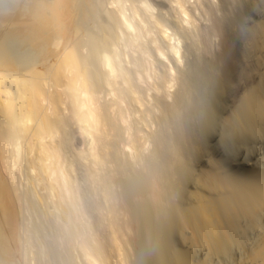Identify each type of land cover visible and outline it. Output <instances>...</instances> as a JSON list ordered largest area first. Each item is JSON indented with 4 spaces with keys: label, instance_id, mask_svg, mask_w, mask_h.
Returning <instances> with one entry per match:
<instances>
[{
    "label": "clouds",
    "instance_id": "1",
    "mask_svg": "<svg viewBox=\"0 0 264 264\" xmlns=\"http://www.w3.org/2000/svg\"><path fill=\"white\" fill-rule=\"evenodd\" d=\"M164 2L9 0L0 10V117L22 127L5 142L3 171L46 213L38 229L33 202L9 198L0 264H196L192 247L211 255L225 222L249 214L216 196L219 161L200 146L219 138L233 151L252 134L256 115L241 111L259 84L242 81L230 101L221 70L225 48L247 58L264 43V0ZM193 200L218 222L210 237L188 226ZM233 248L238 264H264V245L249 253L230 240L229 261Z\"/></svg>",
    "mask_w": 264,
    "mask_h": 264
},
{
    "label": "bare ground",
    "instance_id": "2",
    "mask_svg": "<svg viewBox=\"0 0 264 264\" xmlns=\"http://www.w3.org/2000/svg\"><path fill=\"white\" fill-rule=\"evenodd\" d=\"M148 2L152 3L153 6L160 9L167 7L164 0H148ZM8 3L9 0H0V10L7 6ZM257 49L260 51L261 49H264V43L259 44L255 48V50ZM254 53L257 55V51H255ZM261 54H258L257 57L262 58V56L260 57ZM14 55L25 57L27 53L19 50L14 51ZM262 55L264 56V54ZM253 56L254 55H252V57ZM254 58L256 59V56ZM263 60L260 59V66L262 65V67L264 66ZM248 62V57L246 58V54L242 49L225 48L223 52V67L221 70L223 78L220 90L221 88H226L225 90H229L231 86L227 88L229 86V83H227V81L230 82L231 80L232 83H234L235 81L237 88L239 85L241 87L242 81L244 82V84L250 82H258L259 88L253 92L252 96L249 99V102L241 111V120L246 118L250 113H255L256 115V122L252 126V134L244 139L242 147H239L233 151H227L226 147L221 143L219 138H217L213 142L209 137V139L200 146V151L205 157H210L214 161H219V164L215 169L216 175L212 178L211 181L216 186V196L224 200L225 203L229 205H236L238 207L246 206L249 214L242 215L240 217L238 221V227H229L228 223L225 222V232H220L219 238L216 241V247L211 255H209L208 250L203 248L202 246L192 247L191 252L195 257L196 264H238L241 253L235 248L231 250V261H229V259L226 258L223 254V251L229 247L230 240L235 241L236 239H239L244 244L245 250L249 253H251L253 249H259L262 245H264V238H262L264 237V233H262L260 227L257 226H264V211L260 209V197L261 194L264 193V166L259 167L256 165V167H254L253 164L255 163L251 164L249 163L250 160L247 162L245 158L242 160L243 162H237V157L240 158V154L241 156L243 154L239 151L243 148V146H245V149H243L242 151L247 149V145H250L254 142L258 144L259 140L264 138V126L261 125L259 119L261 113H264V103H261L260 99L261 92L264 91V67L263 71H260L258 70L260 69V67H253L251 66L252 63ZM249 66L253 68H250ZM256 68L257 70H255ZM252 74H256V76ZM228 76L230 78H228ZM253 77H256L255 81L252 80ZM229 79L231 80L229 81ZM236 80L239 81L236 82ZM224 92L225 91H223V93ZM223 93L222 96L226 94ZM233 97H235V95ZM232 100H234V98H232ZM188 103L190 105L194 104L195 98L190 96ZM228 105L227 107H225L226 111H230L234 106L232 103L230 104L231 106L228 107ZM183 118V113H177L178 122L182 121ZM21 131V126L9 127L5 120L0 117V218L3 217L4 210L8 205L10 197L14 199L17 204H19L22 197H25L33 202L31 214L33 216L36 227L38 229H43L46 224V213L44 208L39 203L36 190L31 189L29 192L23 191L18 187L17 184H14L12 178L3 171V160L5 158L6 148L5 142L18 136ZM247 147L250 148V146ZM251 150L253 153V149ZM162 183L163 178H161L160 183L151 193L154 200L158 201L159 199V194L162 191ZM195 204V200L191 201V203L186 206L184 211L189 216L188 226L192 229V231L196 232L197 240H200L203 236L210 237L212 229L218 228V222L211 214V212L207 209V207H205L201 212L192 211V209L195 207ZM132 211L139 212L140 208L133 205L122 210L125 218H127L128 214ZM191 234L192 233L188 231L184 233V236L189 238V243L191 242ZM146 242L151 243L152 237L149 236ZM255 264H260V260L256 259Z\"/></svg>",
    "mask_w": 264,
    "mask_h": 264
},
{
    "label": "rangeland",
    "instance_id": "3",
    "mask_svg": "<svg viewBox=\"0 0 264 264\" xmlns=\"http://www.w3.org/2000/svg\"><path fill=\"white\" fill-rule=\"evenodd\" d=\"M255 51H257V55L254 53ZM255 51H253V53H251L249 56H248V63H252V65L251 64H249V65H251V66H257V67H260V69H258V70H260V71H263V67H262V65L260 66V59L261 60H263L264 59V56L262 55V54H264V49H261V51L260 50H255ZM259 52V53H258ZM262 53V54H261ZM258 54H261L260 55V57L262 56V58H259V57H257L258 56ZM252 55H254L253 57H252ZM256 56V59L254 58ZM256 60V61H255ZM259 60V61H258ZM264 61V60H263ZM256 62V63H255ZM258 62H259V66H258ZM251 66H249L250 68H253V67H251ZM255 70H257V68L255 69ZM254 73V72H253ZM252 75H255L256 76V74H252ZM228 78H230L229 76H228ZM252 79V78H251ZM255 79H256V77H253V81H255ZM231 79H229V81H230ZM235 80V79H234ZM239 80H236V82H238ZM227 83H229V86H228V84H227V88H229L230 86H231V90L229 89V90H225L226 88H221V90H220V96H222V93H223V91H225L224 93H226V94H224L222 97H227L230 101H235V99H237V97L236 96H238V94H239V90H240V85H239V83H238V88H237V85H236V83H235V81H234V83H232V80L230 81V82H228L227 81ZM232 83V84H231ZM236 85V86H235ZM224 89V90H223ZM238 90V91H237ZM221 91H222V93H221ZM229 93V94H228ZM235 95V97H233V96ZM232 98H234V100H232ZM229 104V105H228ZM231 103H224V104H222L221 105V107H222V109L224 110V111H226L225 110V107H227V105H228V107L229 106H231L230 105ZM227 109V108H226ZM262 138H263V136H262ZM262 140H264V138L263 139H261V140H259V142H258V144H256V142H254V143H252V144H250V145H247V146H250V148L249 147H247L246 146V150H244V151H242L243 149H245V146H243V148L241 149V150H239L241 153H243L242 154V156H241V154H240V158H238L237 157V162L239 163V162H243L242 160L245 158V160L248 162L249 160V163H251V164H253V163H255V164H253V166L254 167H256V165L257 166H259V167H263L264 166V144H263V142L264 141H262ZM263 144V145H262ZM262 146V147H261ZM248 148H249V150H248ZM258 148V149H257ZM261 148V149H260ZM251 149H253V153H252V150ZM249 152H248V151ZM244 152H245V155H244ZM256 152V153H255ZM250 153V154H249ZM249 154V155H248ZM248 155V156H247ZM253 155V156H252ZM262 155H263V157H262ZM247 156V157H246ZM258 156V157H257ZM243 157V158H242ZM250 157V158H249ZM262 157V158H261ZM242 158V159H241ZM239 160V161H238ZM262 160V161H261ZM262 163H260V162ZM245 162V161H244ZM260 164H259V163ZM250 164V165H251ZM262 165V166H261ZM263 169H264V167H263Z\"/></svg>",
    "mask_w": 264,
    "mask_h": 264
}]
</instances>
